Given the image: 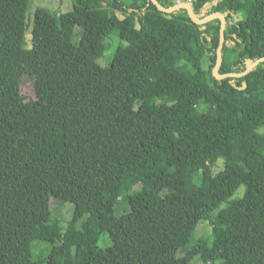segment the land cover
Masks as SVG:
<instances>
[{
  "label": "trees",
  "instance_id": "1",
  "mask_svg": "<svg viewBox=\"0 0 264 264\" xmlns=\"http://www.w3.org/2000/svg\"><path fill=\"white\" fill-rule=\"evenodd\" d=\"M156 1L225 17L220 75L264 58V0ZM29 4L0 0V264H264V61L216 79L220 19L151 0H72L33 21Z\"/></svg>",
  "mask_w": 264,
  "mask_h": 264
},
{
  "label": "rangeland",
  "instance_id": "2",
  "mask_svg": "<svg viewBox=\"0 0 264 264\" xmlns=\"http://www.w3.org/2000/svg\"><path fill=\"white\" fill-rule=\"evenodd\" d=\"M240 6L243 7V5H241V4H240ZM37 8H46L49 11H51L52 13H55V14H62L63 13L64 14V13L70 12L73 9V4H72V0H30L28 18H30L31 21H33V15H34L35 10ZM160 19H161V16L158 14H149L148 15V22L152 26L156 25ZM80 33H81V30L77 29V33H76L75 40H74V42L77 45L79 44V41H80ZM24 38H26L25 39V47L27 49H30L31 48V28L29 29V31L27 32V35ZM119 45H121L120 41L116 38H112V39L108 40L107 41L108 48H107L104 56L98 60V62H97L98 65H100L103 68L109 67L111 62H112L114 52ZM206 67H207V65H206ZM22 80H23L22 81V87H21L22 93L26 96V98L28 100L35 99L33 77L29 76V75H24ZM175 120L178 124H180V119H179L178 115H175ZM61 140L62 139L60 136V143H61ZM261 148H263V147H261ZM223 168H224V161L219 160L214 171L218 172V171L222 170ZM244 192H245V188L242 187L235 194V196L232 197L231 200H235V199L243 197ZM124 196H125V193L122 194L120 201L123 200ZM50 207H51V210L53 212V215L56 218L61 219L63 226H65L67 224L70 216H71L72 205L63 202V199L61 198V192H60L59 184H56L54 186V193H53L51 200H50ZM226 207H227V203H224V204H222L221 209H224ZM125 210H126V207L122 206V203H121L120 206L118 205V207L116 208V213H117V215H121ZM212 236H215L214 228L211 226V224L209 222H202L196 230L195 237L197 239L205 238L207 240H210ZM34 244L39 249H41V248L44 249L46 246L45 243H43V242H35ZM110 245H111V241H110L108 235H106V234L102 235L101 240L99 242V246L101 248H107ZM39 249H37L34 253L35 258L38 256ZM192 264H201V263L198 261H194Z\"/></svg>",
  "mask_w": 264,
  "mask_h": 264
},
{
  "label": "water",
  "instance_id": "3",
  "mask_svg": "<svg viewBox=\"0 0 264 264\" xmlns=\"http://www.w3.org/2000/svg\"><path fill=\"white\" fill-rule=\"evenodd\" d=\"M152 3L158 8V10H160L161 12L163 13H166V14H170L178 9H186L188 11V14L189 16L191 17V19L197 23V24H204V23H207L215 18H219L220 21H221V30H220V46L218 48V51H217V62H216V66L213 70V74L215 76L216 79L218 80H221V79H224L226 77H243V76H246L248 75L252 69L257 66L259 63L263 62L264 61V58L254 62L252 65L249 66V68L244 72V73H241V74H225V75H220L218 73L220 67H221V53H222V47H223V43H224V29H225V24H226V21H225V17L223 15H220V14H213V15H209L207 16L206 18H204L203 20H197L194 16V13H193V9L191 8L190 5L188 4H184V3H181V4H178L172 8H169V9H165L163 8L162 6H160L156 0H151Z\"/></svg>",
  "mask_w": 264,
  "mask_h": 264
}]
</instances>
